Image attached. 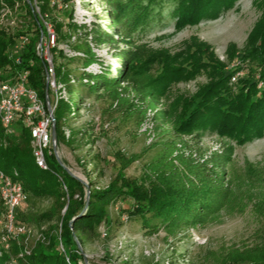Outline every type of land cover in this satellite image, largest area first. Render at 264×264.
Returning <instances> with one entry per match:
<instances>
[{
	"label": "trees",
	"instance_id": "obj_1",
	"mask_svg": "<svg viewBox=\"0 0 264 264\" xmlns=\"http://www.w3.org/2000/svg\"><path fill=\"white\" fill-rule=\"evenodd\" d=\"M53 1L56 0H0V9L2 4L14 9L17 4L23 3L32 19L31 25L22 26L14 33L0 29V68L6 71L10 67L12 75L29 72L30 85L45 98L47 62L38 56L36 46L42 35L48 36L43 20L49 19L56 41H66L82 54L68 62L79 60L84 69L78 75L67 67L68 63L55 67L57 82L70 93L69 100L62 98L57 101L54 112L56 140H65L64 122L69 115L78 112V105L84 103L86 91L98 97L109 95L119 110L128 107L132 111L140 110L144 116L149 111L153 112L157 141L151 147H156L158 140H162L163 152L145 166L139 179L127 178L125 171L141 156L127 157L118 153L116 157L120 169L117 176L108 187L97 188L93 180L88 179L85 183L72 175L54 155L47 157L49 170H41L32 155L29 131L17 126L16 133L9 135L0 124V168L6 173H18L29 198L31 195L53 199V207L41 218L52 221L57 217L58 221L57 225L44 231L46 241L38 242L30 256L17 257L18 262L86 264L82 249L85 243L98 237V228L107 218L109 208L126 198L134 202L128 220L140 222L148 236L158 235L164 230L167 239L184 229H205L224 211L236 206H239L240 214L252 206L253 212L264 218V165L245 163L244 181L250 191L246 198L237 194L234 178L229 172L233 162L232 147L213 153L204 162L192 154L187 156L183 151L196 148L200 152L196 144L203 139L201 130L208 127L218 129L221 135L233 137L240 145L248 139L260 138L264 133V88L261 91L255 85L244 86L234 95L228 88L230 77H225L224 65L214 58L212 52L209 53V46L197 41L194 44L198 53L185 58L192 60L189 65L193 70L182 64L177 67L174 62L167 63L146 43L137 41L135 35L150 21L153 6L158 0H102L109 8L107 29L101 24H78L72 16L71 22L64 25L49 15L57 7V4L52 5ZM175 1L178 28L198 24L203 18H208L214 8H227L233 2ZM62 2L68 5L73 0ZM36 6L39 14L35 11ZM28 31H33L32 35ZM26 34L29 41L18 54L20 62H16L11 49L17 39ZM122 44L126 48L120 50ZM105 46L115 47V65L106 66V62L97 56L95 50ZM51 51L54 53L57 48ZM207 53L216 69L211 74L214 80L191 99L168 93L173 82L192 80L200 69L206 67L201 57ZM60 54L63 55V52ZM246 57L259 62L264 68V19L250 35ZM160 62L164 64L163 72L154 77L152 67ZM94 65L98 66L96 72L91 71ZM10 77L8 74L7 78ZM261 82L264 85V69ZM48 93L51 94V90ZM75 93L78 96L76 102L72 98ZM188 137L194 145L186 141ZM12 247L18 256L22 253L16 243ZM11 260V255L0 246V264H10ZM220 264H264V231L261 243L230 246Z\"/></svg>",
	"mask_w": 264,
	"mask_h": 264
},
{
	"label": "rangeland",
	"instance_id": "obj_2",
	"mask_svg": "<svg viewBox=\"0 0 264 264\" xmlns=\"http://www.w3.org/2000/svg\"><path fill=\"white\" fill-rule=\"evenodd\" d=\"M230 3L227 8H214L208 15L210 18L207 16L208 18H203L198 24H187L178 28L179 17L175 14L177 2L158 0L153 6L150 21L138 31L135 39L146 43L162 60L165 58L167 63L174 62L177 67L182 64L189 70L194 69L189 65L192 60L185 58L189 54L198 53L194 41L205 44L210 47L209 53L212 52L214 58L224 65V75L230 77L227 85L234 95L244 86L255 85L262 91L264 85L261 82V73L264 68L259 62L246 57V53L251 33L264 19V0H233ZM108 9L102 0H73L68 5L61 4L52 9L49 15L64 25L71 22L72 16L78 24H101L107 29ZM10 11L12 15L8 14L4 18L0 29L10 28L14 32L22 26L31 25L32 19L23 3L17 4ZM35 11L39 14L37 7ZM12 21L15 23L12 24ZM43 23L50 31H54L49 19L43 20ZM32 32L27 33L32 35ZM52 47H56L57 51L53 53ZM119 48L125 49L126 46L122 44ZM61 51L63 55L60 54ZM95 51L99 59L106 62V66L117 63L115 47L105 46ZM81 56L80 51L74 50L70 43L63 40L56 41L47 54L54 67L68 63L67 67L78 75L84 70L82 62L68 60ZM201 58L206 67L200 69L199 74L192 80L173 82L168 93L191 99L203 86L214 80L211 76L216 70L212 65L214 62L208 53ZM163 69L162 62L155 64L151 70L152 75L160 76ZM114 76L115 73L112 74ZM82 90L85 91L84 88ZM84 94L85 100L78 105V112L69 115L64 122L65 140L57 141L56 147L58 160L65 169L83 182L87 183L91 179L97 188H106L119 172L120 163L116 157L118 153L127 157L141 156L125 171L127 178L139 179L145 166L162 154L163 141L158 140L157 146L151 147L157 139L151 142L144 131L146 117L140 110L132 111L128 107L119 110L107 94L102 97L90 95L86 91ZM62 98L69 100L70 93L63 84L57 85L56 82L51 91V101L55 104ZM72 98L76 102L77 94ZM17 129L15 126V133ZM201 131L204 133L203 139L196 144L201 151L218 148V152H221L227 147L234 149L229 172L234 178L237 194L249 196L250 191L244 181V167L246 162L264 165V133L260 138L248 139L240 145L233 137L221 135L216 128L208 127ZM188 139L189 142L192 141L189 137ZM69 141L73 143L70 144ZM193 143L190 142L191 145L195 144ZM254 193H258V190H254ZM53 205L54 200L51 198L30 195L28 202L19 210L18 223L34 232V237L29 240L26 237L16 240L23 254L32 253L39 233L57 225V217L52 221L41 218ZM133 207V200L126 198L109 208L107 218L98 228V237L86 242L82 248L86 264H220L230 246H253L261 243L264 231V218L256 215L252 206L244 214H240L239 206H236L224 211L205 229H184L169 239L164 230L158 235L148 236L140 222L128 220ZM1 235L2 228L0 238ZM8 252L15 258L19 257L12 248ZM16 259L17 264H20L18 258Z\"/></svg>",
	"mask_w": 264,
	"mask_h": 264
},
{
	"label": "built area",
	"instance_id": "obj_3",
	"mask_svg": "<svg viewBox=\"0 0 264 264\" xmlns=\"http://www.w3.org/2000/svg\"><path fill=\"white\" fill-rule=\"evenodd\" d=\"M52 4H57V6L64 5L62 0L53 1ZM9 8L6 4H2V8L0 9V23H3L4 18L8 14H11V8ZM11 23L14 24L15 22L12 21ZM47 28L48 36L45 37L42 35L36 46L38 56L47 62V93L45 98H42L39 91L30 85L28 81L29 72L24 71L12 75L10 67H7L6 71L0 68V124L9 135L15 133V126H22L29 131L33 158L36 165L44 171L49 170L48 156L54 155L58 159V152L56 150L57 140L53 138V128L56 126L54 112L57 101L54 104L51 101V94L48 93L49 90L52 91L56 86L57 80L56 77V82L54 80L55 67L47 57L48 49L56 42V35L54 31H50L48 26ZM1 29H5L9 33H14L10 28ZM28 41V34L21 36L11 49L12 56L16 62H20L18 54ZM91 69V71L96 72L98 66H93ZM8 74L11 75L10 78H7ZM153 116V112L149 111L147 113L145 116L146 123L143 127L151 142H154L156 139ZM188 140L186 139V141ZM201 150L199 152L198 149L194 148L184 149L183 151L187 156L192 154L193 157L199 158L202 162L209 159L213 153L218 152V148L206 152ZM28 200L29 194L26 192L18 173H6L0 168V228H2L0 245H3L1 248L11 255L12 260L10 264H17V257L15 258L11 252H8L10 248L13 249L12 245L16 243V240L20 237H26L27 240L34 237V232L31 229L18 223V212ZM45 241L46 237L44 231H42L36 236V244ZM30 254L31 252H25V254L22 252L20 255L24 257V255Z\"/></svg>",
	"mask_w": 264,
	"mask_h": 264
},
{
	"label": "water",
	"instance_id": "obj_4",
	"mask_svg": "<svg viewBox=\"0 0 264 264\" xmlns=\"http://www.w3.org/2000/svg\"><path fill=\"white\" fill-rule=\"evenodd\" d=\"M53 138L56 140V126L53 128Z\"/></svg>",
	"mask_w": 264,
	"mask_h": 264
}]
</instances>
